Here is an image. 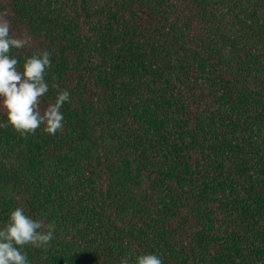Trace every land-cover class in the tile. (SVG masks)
<instances>
[{
  "label": "trees",
  "instance_id": "trees-1",
  "mask_svg": "<svg viewBox=\"0 0 264 264\" xmlns=\"http://www.w3.org/2000/svg\"><path fill=\"white\" fill-rule=\"evenodd\" d=\"M0 20L21 65L53 53L41 107L71 93L54 135L0 107V225H57L30 264H264V0H0Z\"/></svg>",
  "mask_w": 264,
  "mask_h": 264
},
{
  "label": "clouds",
  "instance_id": "clouds-1",
  "mask_svg": "<svg viewBox=\"0 0 264 264\" xmlns=\"http://www.w3.org/2000/svg\"><path fill=\"white\" fill-rule=\"evenodd\" d=\"M27 42L23 36L12 35L9 23L0 20V107L6 110V123L20 135L32 134L41 126L54 135L64 126L61 109L70 102L71 93L68 89L58 91L53 102L41 107L50 90L46 76L53 64V53L48 49L34 52L21 65L11 50L24 48ZM56 227L55 221L45 223L43 218L29 215L23 206L14 207L0 225V264H30L25 246L46 248ZM122 264H128L127 259ZM135 264H164V261L156 252H145L135 256Z\"/></svg>",
  "mask_w": 264,
  "mask_h": 264
},
{
  "label": "rangeland",
  "instance_id": "rangeland-1",
  "mask_svg": "<svg viewBox=\"0 0 264 264\" xmlns=\"http://www.w3.org/2000/svg\"><path fill=\"white\" fill-rule=\"evenodd\" d=\"M145 19H149V14L148 12L144 11L140 13Z\"/></svg>",
  "mask_w": 264,
  "mask_h": 264
}]
</instances>
